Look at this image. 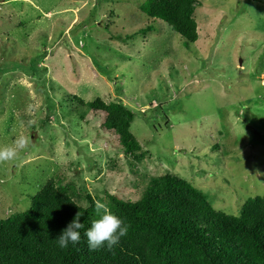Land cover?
Returning <instances> with one entry per match:
<instances>
[{"label":"rangeland","instance_id":"374dc122","mask_svg":"<svg viewBox=\"0 0 264 264\" xmlns=\"http://www.w3.org/2000/svg\"><path fill=\"white\" fill-rule=\"evenodd\" d=\"M145 0H0V219L26 212L51 178L84 196L138 201L175 174L238 217L264 195V0H196L198 40L153 31ZM128 38V39H127ZM121 102L142 150L128 167L103 116L64 99Z\"/></svg>","mask_w":264,"mask_h":264},{"label":"trees","instance_id":"16d2710c","mask_svg":"<svg viewBox=\"0 0 264 264\" xmlns=\"http://www.w3.org/2000/svg\"><path fill=\"white\" fill-rule=\"evenodd\" d=\"M196 8V0H145L139 10L150 25L137 34L152 32V25L161 21L189 48L198 40ZM63 98L103 116L102 127L116 136L128 167L145 159L147 153L130 133L134 113L123 103ZM76 196L74 186L51 178L26 212L0 219V264H264V195L246 199L234 217L214 210L206 194L175 174L151 177L136 202L109 193L97 200L128 231L112 248L95 250L84 231L98 217L96 201L86 195L82 206ZM77 214L85 226L81 239L61 249L54 239Z\"/></svg>","mask_w":264,"mask_h":264},{"label":"clouds","instance_id":"9594fccd","mask_svg":"<svg viewBox=\"0 0 264 264\" xmlns=\"http://www.w3.org/2000/svg\"><path fill=\"white\" fill-rule=\"evenodd\" d=\"M28 144L24 137H18L14 142V147L0 150V160L14 158L17 150H23ZM95 209L98 214L96 219L90 222L89 227L84 231L88 245L95 250L101 247L112 248L117 245L122 237L127 234L128 226L116 214L110 211L106 204L96 201ZM84 224L80 222L77 214L75 218L66 226L65 229L54 239L56 244L61 248H68L70 245L79 243L81 239V229Z\"/></svg>","mask_w":264,"mask_h":264}]
</instances>
